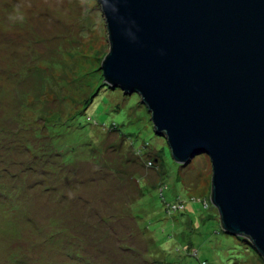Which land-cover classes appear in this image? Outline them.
Returning <instances> with one entry per match:
<instances>
[{
	"label": "rangeland",
	"instance_id": "374dc122",
	"mask_svg": "<svg viewBox=\"0 0 264 264\" xmlns=\"http://www.w3.org/2000/svg\"><path fill=\"white\" fill-rule=\"evenodd\" d=\"M109 49L98 0H0V264H264L222 228L208 156L177 163L104 82Z\"/></svg>",
	"mask_w": 264,
	"mask_h": 264
},
{
	"label": "water",
	"instance_id": "95a60500",
	"mask_svg": "<svg viewBox=\"0 0 264 264\" xmlns=\"http://www.w3.org/2000/svg\"><path fill=\"white\" fill-rule=\"evenodd\" d=\"M104 82L138 93L177 163L208 156L221 226L264 256V0H98Z\"/></svg>",
	"mask_w": 264,
	"mask_h": 264
},
{
	"label": "trees",
	"instance_id": "16d2710c",
	"mask_svg": "<svg viewBox=\"0 0 264 264\" xmlns=\"http://www.w3.org/2000/svg\"><path fill=\"white\" fill-rule=\"evenodd\" d=\"M105 84V83H104ZM103 85V84H102ZM110 87V86H109ZM111 88V87H110ZM182 165V163H180ZM184 164V163H183Z\"/></svg>",
	"mask_w": 264,
	"mask_h": 264
}]
</instances>
